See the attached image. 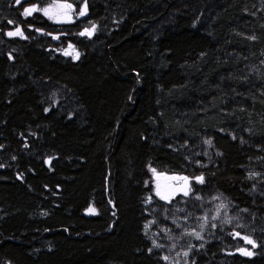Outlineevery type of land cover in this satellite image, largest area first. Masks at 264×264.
I'll use <instances>...</instances> for the list:
<instances>
[{
  "label": "trees",
  "instance_id": "trees-1",
  "mask_svg": "<svg viewBox=\"0 0 264 264\" xmlns=\"http://www.w3.org/2000/svg\"><path fill=\"white\" fill-rule=\"evenodd\" d=\"M49 2L0 0V264H167L152 168L241 211L239 228L184 233L187 251L205 245L193 264H264V0H87L64 25L21 15ZM17 27L27 39L7 35Z\"/></svg>",
  "mask_w": 264,
  "mask_h": 264
},
{
  "label": "rangeland",
  "instance_id": "rangeland-1",
  "mask_svg": "<svg viewBox=\"0 0 264 264\" xmlns=\"http://www.w3.org/2000/svg\"><path fill=\"white\" fill-rule=\"evenodd\" d=\"M40 7V6H38ZM47 7L46 6H41ZM73 22L76 20V11L73 6ZM40 14L44 19L48 20L51 24L54 25H64L70 24L72 22H63L56 23L53 20L48 19L46 16L42 14V12H35L34 14ZM30 16V17H31ZM85 17V16H84ZM84 17H80L79 19H83ZM86 23V22H85ZM84 25V23H82ZM90 28V27H89ZM19 37V36H15ZM207 141V140H206ZM211 141V140H210ZM202 157H204L207 161H211L215 156H220L219 152L215 149L212 141L211 145L207 143L202 144ZM160 175L159 181L157 180V175H153V196L156 201L160 202L159 206L152 205L150 207V212L155 218L157 236L160 241V245H162L164 255L168 257L167 264H193L196 260L197 256L202 255L205 250V245L203 248L200 247L201 244H197L194 251L189 252L188 257H184L183 253L187 251L186 246L184 244V233L191 232L193 230L200 232L202 239H207L208 229L212 224L216 226H230L234 228H239L242 226L241 222V211L237 210L235 206L226 200L222 195L215 194L211 196H202L198 193L190 192L189 196L185 197L179 189L183 188L184 182L182 180H174L167 179L170 176ZM157 183L160 184L161 190L164 189L165 186H170L172 189H176L175 195L171 198V203H168L164 200H161L158 196L155 195ZM189 186L192 188V182L189 180ZM196 195L201 197L200 200L194 199ZM214 196H219V200H213ZM179 202V203H178ZM223 202L228 205V208L225 212L221 213V216L217 220L209 219L207 226L201 231L200 224L205 223L204 220L200 219L205 215L209 217L216 214L217 206ZM176 208L184 209V211H176ZM163 209H169L168 212H164ZM226 213V214H225ZM167 217V218H165ZM231 217H237L238 219H232L231 223H224V220ZM180 225V227H177ZM241 225V226H237ZM163 229V231H162ZM171 231H168V230ZM175 245V247H173Z\"/></svg>",
  "mask_w": 264,
  "mask_h": 264
},
{
  "label": "snow or ice",
  "instance_id": "snow-or-ice-1",
  "mask_svg": "<svg viewBox=\"0 0 264 264\" xmlns=\"http://www.w3.org/2000/svg\"><path fill=\"white\" fill-rule=\"evenodd\" d=\"M25 0H14V3L16 6H20L22 3H24ZM42 12V14L44 16H46L48 19L53 20L56 23H63V22H73V13H74V9H73V4L67 2V0H50V2L47 4V7H38L37 4H31L29 6H26L23 8V11L21 13V15H23L24 17H28L31 16L33 13L35 12ZM88 14V5H87V0H83V4L82 7L80 8L78 13H75L76 18L79 19L80 17H84ZM9 24L14 23V21L12 20H8ZM37 31H40L39 29H37ZM96 31V25L95 24H91V27H86L83 31L79 32L80 36H88L89 38H91L93 36V34ZM7 35L9 37H15V36H20L21 38H25L27 39V37L24 36L23 31L17 27L15 29V31H9L7 32ZM53 39H59V36H53ZM71 50V51H69ZM72 53H75V55L73 56L74 59H79L80 53L78 51L75 50V48L73 47V45L71 43L68 44V50H63V54L64 55H71ZM205 143L211 145V141L207 140L205 141ZM27 147V145H25ZM151 171L153 172L154 175H157V180L159 181L160 179V175L156 173V169L152 168ZM255 175L258 174H254L253 176H250V178H255ZM167 179H174V180H182L184 182V187L179 189V191H181L183 193V195L185 197L189 196L190 192L192 191V189L189 186V178L186 176H181V177H168ZM195 180L198 183L203 184L204 183V177L198 176L195 177ZM176 189H172L170 186H165L163 190H161V186L159 183H157V187H156V192L155 195L158 196L161 200H164L168 203H171V198L175 195L176 193ZM194 199L196 200H200L201 197L199 195H196L194 197ZM220 197L219 196H214L213 200H219ZM149 202L152 201V197L149 196L148 197ZM179 203V202H178ZM228 208L227 204H224L223 202H221L218 206H217V210H216V214L209 217L208 215H205L203 217H200V219L204 220L205 223L200 224V229L201 231L207 226V223L209 221V219L211 220H217L220 218L221 213L225 212V210ZM176 211H184V209L181 208H176ZM164 212H168L169 209H163ZM243 211H247V209H244ZM88 214H98L97 210L90 206L87 209ZM115 214V213H113ZM226 214V213H225ZM167 218V217H165ZM232 219H238L237 217H231V218H227L224 220V223H231ZM213 228L216 227L215 224L211 225ZM237 226H241V225H237ZM145 227L147 228L148 225H145ZM177 227H180V225H177ZM163 231V229H162ZM168 231H171L170 229ZM185 234L188 235H192L194 236L195 239H202V236L200 235V232H197L195 230L191 231V232H185ZM229 235H232L234 238L235 237H239L240 239L244 240L245 244H249L252 246L253 249H255L256 247H258V244L255 240H253L252 238H250V236L247 235H243L241 236V234L239 232H231L229 233ZM162 245H159L156 243L155 240H153V247L154 248H159ZM173 247H175V245H173ZM201 248L204 247L203 244L200 245ZM149 251H152V249H149ZM189 251H191V248H189ZM189 251H185L183 253L184 257H188L189 255ZM237 251L244 256H249L251 257L254 253L244 247H238ZM230 255L233 253H229ZM163 259L165 261L168 260L167 256H164Z\"/></svg>",
  "mask_w": 264,
  "mask_h": 264
}]
</instances>
